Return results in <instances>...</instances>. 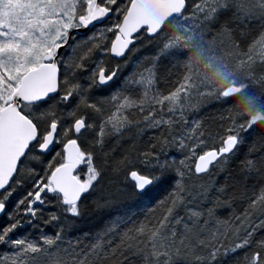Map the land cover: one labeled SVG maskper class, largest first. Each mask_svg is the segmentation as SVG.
<instances>
[{
    "label": "rangeland",
    "instance_id": "obj_1",
    "mask_svg": "<svg viewBox=\"0 0 264 264\" xmlns=\"http://www.w3.org/2000/svg\"><path fill=\"white\" fill-rule=\"evenodd\" d=\"M125 1L102 0L114 17L65 52L59 97L43 110L26 111L43 136L52 123L59 125L53 153L60 165L66 143L79 144L84 201L63 207L51 184L36 178L31 153L18 192L32 199L30 219L47 217L53 230L40 240L13 242L0 264H61L60 249L70 251L69 236L85 223L102 222L105 232L93 236L104 253L94 245L90 263L114 255L123 235V249L143 264H213L247 248L264 230V188L239 214L223 201L231 158L252 130L264 127V0H189L157 37L142 34L118 62L110 48ZM95 2L0 0V110L28 71L52 60ZM163 60L183 69L166 93L157 81ZM101 70L118 73L112 86L98 83ZM232 88L236 93L225 96ZM220 103L231 112L224 140L208 138L203 129L205 113ZM78 120L85 122L82 132L74 127ZM230 139L233 149L207 175H197L198 157L213 148L228 150ZM137 179L149 184L139 187Z\"/></svg>",
    "mask_w": 264,
    "mask_h": 264
},
{
    "label": "water",
    "instance_id": "obj_2",
    "mask_svg": "<svg viewBox=\"0 0 264 264\" xmlns=\"http://www.w3.org/2000/svg\"><path fill=\"white\" fill-rule=\"evenodd\" d=\"M187 0H133L124 17L118 34L112 43L110 55L117 61H123L137 44V38L146 30L148 37L155 38L174 17L185 12ZM113 11L102 6L96 0L89 18H80L79 26L73 29L65 43L56 48L51 63H44L27 72L19 87L14 91L11 102L0 111V196L8 191L17 177L21 162L26 158L32 145L39 140V130L35 123L21 112L23 105H38L57 97L60 93V69L58 59L71 45L73 38L84 36L95 27L106 23ZM117 73L108 78L100 74L104 87L115 82ZM78 131L85 123H75ZM59 126L53 123L45 135L39 152L49 154L56 143ZM230 144L234 142L230 141ZM232 149V147H230ZM65 163L51 175L50 182L55 193L63 199L66 206L79 204L85 195V185L77 178L76 172L81 165V150L76 141L68 142L64 147ZM222 158V153L211 150L200 156L195 164L199 175L207 174ZM5 206L0 205V220L5 215Z\"/></svg>",
    "mask_w": 264,
    "mask_h": 264
},
{
    "label": "trees",
    "instance_id": "obj_3",
    "mask_svg": "<svg viewBox=\"0 0 264 264\" xmlns=\"http://www.w3.org/2000/svg\"><path fill=\"white\" fill-rule=\"evenodd\" d=\"M132 0H127L122 3L120 9L121 16L120 20L123 19L126 12L128 11L129 5ZM236 35V34H235ZM237 36V35H236ZM236 38L239 39L237 36ZM248 39H246V42ZM183 69L177 67L176 64L168 61H161L158 66V85L159 88L165 93L174 90L176 85L179 83ZM56 99V98H55ZM55 99L49 100L41 105L28 107L29 110H43ZM230 108L224 107L222 104H216L207 110L203 117V129L205 134L209 138L220 139L223 136L225 127L228 123L231 114ZM42 130V128H40ZM31 153L34 154L36 163H34L36 178L41 179L44 183H48L49 176L53 169L60 165V159L54 153L50 155H40L37 153V149L33 148ZM31 155V154H30ZM116 161L114 160L110 165L116 169ZM25 163V161H24ZM23 163V164H24ZM21 172V169H20ZM110 176L119 181L114 174L109 170ZM12 185V187L1 197V203L6 206V214L3 222L0 224V252L8 251L7 247L13 242L27 240L28 238H35L42 235L50 234L48 224L53 225L54 222L47 221V217L43 219H30V203L32 199L23 194L19 193V186L24 184V180L20 177ZM226 182L225 185V198L224 203L231 210L236 213H241L245 208L249 207L253 202L254 198L264 188V127L257 126L249 138H247L239 147L236 154L231 158L226 173L223 178ZM33 191V189H32ZM54 195V194H53ZM53 195H48L51 198ZM59 200V198H58ZM84 201V199H83ZM82 201V202H83ZM63 206V205H62ZM64 207V206H63ZM148 212H151L150 210ZM81 229L75 231V236H69L71 241L70 251L63 253L66 247L60 249L61 256H63V263L61 264H75L78 261L80 264H89L91 259L89 252L86 249V245H90L94 242V237L99 235H105L104 225L99 222L94 225L85 223ZM36 235V236H35ZM123 235L120 242H123L114 250V255L107 257L106 261L100 262V264H142L140 259L134 258L128 253L127 249H123L126 244L122 241ZM7 242V243H6ZM132 247V245H131ZM78 251H77V250ZM67 250V249H66ZM55 254V253H54ZM257 254V259H256ZM75 255V257H74ZM53 256V255H52ZM88 259L90 262H87ZM1 260V259H0ZM45 262V263H44ZM52 259H46L42 263L50 264ZM3 264V263H1ZM99 264V263H90ZM213 264H264V230L259 234L255 235L251 246L240 252H236L225 259L215 262Z\"/></svg>",
    "mask_w": 264,
    "mask_h": 264
},
{
    "label": "bare ground",
    "instance_id": "obj_4",
    "mask_svg": "<svg viewBox=\"0 0 264 264\" xmlns=\"http://www.w3.org/2000/svg\"><path fill=\"white\" fill-rule=\"evenodd\" d=\"M248 42H250V38H248V41H247V43ZM102 72H104L105 73V77L106 78H108L109 77V75L111 74V71H107V70H101V71H99V74H98V83L101 85V80H100V74L102 73ZM220 104H222V103H220ZM223 105V104H222ZM229 121V120H228ZM227 125H228V123H227ZM226 125V127H225V131H224V133H223V136L220 138V139H218V138H216V140H224L227 136H228V130H227V128H228V126ZM59 126V125H58ZM252 132H253V130H252ZM252 132H250V134H249V136L247 137V138H249L250 137V135L252 134ZM209 138V137H208ZM246 138V139H247ZM245 139V140H246ZM244 140V141H245ZM229 141H232V142H234L235 143V141L233 140V139H230ZM201 176H205V175H201ZM166 189H167V186L166 187H164L162 190H161V193L160 194H162L163 193V190H165L166 191ZM158 206V205H157ZM157 206H155V207H157ZM141 217V216H140ZM155 225V224H154ZM53 225H51V224H48V229H49V231L51 232L52 230H53V227H52ZM262 232V231H261ZM44 236H48V234H44ZM35 238H37V236L35 237ZM38 239H39V237H38ZM94 245H96L97 247H98V249L96 250V252L98 251V250H100V251H103V253H104V248L102 247H100V245H99V243H95V241L94 242H92L90 245H88V247H87V245L85 246L86 247V249H87V251H92V249H93V247H94ZM251 246V245H250ZM250 246H248L247 248H245V249H243V251L244 250H246V249H248ZM67 251L68 250H66V252H65V254L67 253ZM240 251H242V250H240ZM240 251H238V252H240ZM63 253H64V251H62ZM90 252H89V257L91 258L92 257V254H90ZM2 257H3V254H2V252H0V259H2ZM107 259L106 258H102V259H99L96 263H99L100 264V262H103V261H106ZM87 262H90V260L88 259V261ZM141 263L143 264V262H142V260H141ZM75 264H80L78 261H76V263ZM83 264H85V263H83ZM90 264V263H89ZM172 264H190V263H182V262H175V263H172ZM192 264V263H191Z\"/></svg>",
    "mask_w": 264,
    "mask_h": 264
}]
</instances>
